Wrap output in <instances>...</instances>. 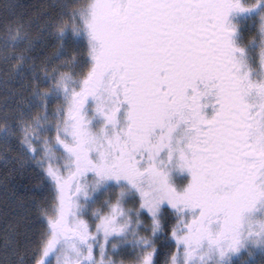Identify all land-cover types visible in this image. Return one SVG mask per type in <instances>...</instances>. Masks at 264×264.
I'll return each mask as SVG.
<instances>
[{
    "label": "snow or ice",
    "instance_id": "6c2138e0",
    "mask_svg": "<svg viewBox=\"0 0 264 264\" xmlns=\"http://www.w3.org/2000/svg\"><path fill=\"white\" fill-rule=\"evenodd\" d=\"M0 89V264H264V0H0Z\"/></svg>",
    "mask_w": 264,
    "mask_h": 264
},
{
    "label": "trees",
    "instance_id": "16d2710c",
    "mask_svg": "<svg viewBox=\"0 0 264 264\" xmlns=\"http://www.w3.org/2000/svg\"><path fill=\"white\" fill-rule=\"evenodd\" d=\"M18 3L26 6L27 10L34 11L37 7L42 10L50 5H55L57 0H18ZM58 44L55 37H51L47 41L46 55H52L58 50ZM3 97V90L0 89V99ZM11 165L6 169L4 161L0 159V178H3ZM35 179L29 174L21 176L9 177V189L5 193L3 184H0V261L10 259L4 252V232L6 227V220L11 223L14 217L22 218L27 212L24 206L27 203V198L34 191Z\"/></svg>",
    "mask_w": 264,
    "mask_h": 264
}]
</instances>
